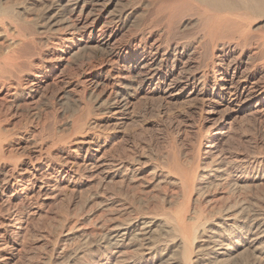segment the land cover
Wrapping results in <instances>:
<instances>
[{
    "label": "bare ground",
    "instance_id": "obj_1",
    "mask_svg": "<svg viewBox=\"0 0 264 264\" xmlns=\"http://www.w3.org/2000/svg\"><path fill=\"white\" fill-rule=\"evenodd\" d=\"M35 32L42 35L39 40ZM53 38L58 48L41 51L40 43ZM85 68L91 69V88L106 80H113L115 88L106 100L94 97L91 90L84 93L87 116L95 105L124 111L131 100L154 98L161 90L173 98L189 88L194 93L198 89L206 99H220L223 94L255 97V105L242 111L262 114L264 0H0V106L17 110L35 102L39 84L35 81L41 74L49 79L52 70L56 79L71 80ZM58 102L64 108L62 115L76 104L68 97H59ZM84 123L68 122L77 132ZM231 129L220 125L215 129L218 134L207 131L192 141L187 152L175 148L160 156L159 162L138 152L134 156L129 152L127 158L112 149L107 156L98 155L97 146L85 150L81 163L68 150L63 161L55 159L57 168L34 169L30 164L34 169L30 178L19 176L3 200L5 228L19 224L20 232L1 242L0 251L7 247L15 261L21 259L18 254L29 244L24 236L27 221L36 218L47 202L55 201L66 186L72 191L84 187L86 174L87 183L101 189L103 196L99 191L98 201L83 196L77 209L83 215L94 205L103 212L101 218L108 224L105 233L94 244L80 230L82 224H71L66 217L61 225L55 223L60 227L54 238L49 236L53 240L45 242L48 253L45 249L39 255L41 261L31 253V264H264V205L259 201V207L251 202L254 197H247L249 189L264 181V156L258 153L249 159L241 150L237 153L239 138L236 146L228 142L236 135L234 130L230 135ZM14 166L11 176L17 172ZM4 171L1 168L0 175L7 184L6 177L11 176ZM74 175L78 180H73ZM146 187H152L153 194H144ZM213 193L223 194L224 202ZM82 215V222L87 221V215ZM26 249L29 253L31 247L24 253Z\"/></svg>",
    "mask_w": 264,
    "mask_h": 264
},
{
    "label": "rangeland",
    "instance_id": "obj_2",
    "mask_svg": "<svg viewBox=\"0 0 264 264\" xmlns=\"http://www.w3.org/2000/svg\"><path fill=\"white\" fill-rule=\"evenodd\" d=\"M38 35H39L38 32H35V39H37L38 37H42V35H39V36ZM86 35L87 33H85L84 36ZM124 38L125 39L127 38L126 35H124L123 41L125 40ZM40 44L41 45L39 46V48L41 51H44L46 49H52V48L56 49V47L58 46L57 39L55 38L50 39L48 42L42 41ZM36 63H37V60H36ZM37 68H39V65H37ZM37 68H34L33 72H35L36 71L35 69ZM90 70L91 69L85 68V72L83 73L84 75L83 74H81V76L76 75L77 78L73 77L71 78V80L70 79L69 80L56 79L53 76L54 74L52 73V70H51V72L47 74L49 76V79L44 77L45 76L44 74H41L40 77L38 78V81H35L39 83L38 92L37 94H35V99H34L35 102H29L28 104L26 103V106L21 105L20 107L23 108L22 110L20 107L16 110L15 108L6 109L5 107L0 106V115H1L0 122L1 123L2 121L4 122L2 124L0 123V127H2L1 128L2 131L0 132V134L4 133L3 134L4 136L1 135V138H0L1 144H2V149L0 153L1 152L3 153V154L2 153L0 154L1 156L0 157V169L4 168L6 172L8 171L7 174L11 176L10 173H11L12 167L15 165L16 166V167L14 166L15 170L17 169L16 173L17 174L20 173L19 175H17L15 172H13L14 174L12 173L11 177H6V179L8 180L7 184H4L2 180L3 176L0 175V180H1L0 181V245L3 242L7 241L9 237L13 235V233L17 231L20 232V229H18L19 224H15L13 227L9 228V230L5 228V224H6V219H5L6 218L5 217L6 208L5 207L6 205L4 204L3 200L5 199V196L9 190L8 188H10L12 184H14L17 181L19 176L24 177L25 180L27 178H30L29 174L33 172L34 169L41 168L42 170H45L46 167L57 168L58 166H57L56 160L58 159L60 161H63L62 159L66 157V152L68 150L72 152L71 153V155L73 156L72 158H74L75 161L77 162L80 161L79 163H81V161L84 159L85 150L87 148L95 149L97 146H98V151H99L98 155L107 156V153H109L110 150L112 149V151L114 150L115 152L118 153V154L116 153L117 155H120V152H121L122 155L125 153L123 155L124 157L130 158V154L134 156L138 152L139 153V154L137 153L138 156H141L142 154H145L146 156L151 155L153 161L157 162L156 160L158 159L160 160L161 158L160 156H163L167 152H168L167 154H169V152H172L171 150L175 152V150L177 149V152L183 151V150H184L183 152H187L191 146L190 144L192 143V141L196 139L198 140V138L200 136H203L207 131H212V133H215L217 132L215 129H217V127H219L220 125L221 127H223L224 125L225 126L231 125V128L233 129H231L230 135L232 134V131L234 130L233 133L236 134L235 135L236 137L234 135H231L230 138L233 136L234 138L233 137L232 138L235 141H233L231 138L229 139L228 142L229 144H232L233 146H236V144L239 145V146H236V150L238 149L237 153H239L241 150L240 153L243 152L242 154L245 153L246 155L250 156V158L248 157L249 159H251L252 158L251 156L253 155H256L253 157H257L258 153L261 154V156L262 154L264 156V113L262 114L260 113L259 115H254V114L251 115V112L249 111H242V108H245L246 106L247 107L245 109H249L250 107L255 105V100H253V98L255 97L249 98L247 100L245 96H242L239 99L232 95L228 96L226 94H223L220 99H209V98L206 99L205 97L197 93L198 89L195 90V93H194V89L189 88L183 93H181L180 96L175 95L177 97L171 98V97H166L167 95L166 96L163 95L161 93L162 92L161 90L159 94H156L157 96L155 95L153 96L155 99L148 98L145 100L141 99V101L140 100L135 101L136 99L131 100V102L127 105L124 111H121L117 107H113L108 110H103V108H97L95 107L96 105L94 106L93 104L94 107L92 109L94 111H92L91 109L90 113L87 116L84 112V110L86 111V104H85L86 101L84 102L85 99L83 98L84 93L89 92L91 90L92 92L94 91L93 92L94 97L99 98V99L101 98V100H106L112 95L115 89L114 84H112L114 82L113 80L112 81L106 80L101 86L97 88H91L92 86L89 84V80L91 79ZM67 72L68 70H66V73ZM261 72L262 74L264 73L263 71ZM74 74H76V72ZM262 74L260 75L261 79H264V74L263 75ZM55 80L58 83H56ZM77 81H79L80 83H78ZM57 96L58 98L68 97V99L71 102L76 103L78 106L75 104V107H73L72 110H66L65 115L64 114L62 115V113H64V110H63L64 108L61 109V106L58 107V105L60 104L58 102V98H56ZM80 99H83V100L80 101ZM243 99L244 100L246 99V101L241 102ZM45 103H47L48 107L44 106L46 105ZM1 110L2 111L5 110V111L1 112ZM74 110L75 112L76 111L77 112L75 113ZM78 113H81V114H78ZM74 115L76 116L74 117ZM52 116L55 118H53ZM84 116L86 120L85 118H83ZM73 120H81L83 123L85 121L84 125L81 124L83 128L81 127L82 129L81 128L79 129L81 130L80 132L73 131L72 129H70L68 122L70 123ZM192 123H194V125ZM66 126L68 128L62 129ZM55 128H57L56 129L57 133L55 131ZM67 130L68 131L72 130V131L68 132ZM221 131L223 132L225 131V129H222ZM61 134H64L65 138L64 136H61ZM56 136L59 139L61 138V140H59ZM215 136H216L214 137L216 138L215 142H219L218 144H220V139L218 141V138H220L219 135H215ZM2 137H4L5 139H3ZM235 138H239L237 139L238 143L236 144L234 143V142H237ZM203 140L204 139L202 138L201 142ZM233 146H230V147H233ZM233 148L235 149V147ZM130 150L134 151L135 153L131 152ZM91 153L94 154V152L92 151ZM127 155H129V157ZM1 158H3V160ZM36 158H39V159L36 160ZM31 161L32 162L34 161V162L31 163ZM30 164L31 165L33 164L32 167L34 169L31 168ZM21 170L23 173L21 172ZM5 171H4V174L6 173ZM74 176L75 177L73 180L74 181L78 180L79 177H77L76 175ZM143 176L142 178H144ZM83 177L84 178L82 179L83 180L82 185L84 187H78L76 188L78 190L72 191L70 190V187L66 186L65 188L67 191L63 189L64 191H62L61 194H59V196L57 197L55 201L47 202V204H45V206L42 207V209L40 210L38 214L39 218L37 216L36 218L35 217L31 218L33 221L31 219L27 221V225L28 224L29 225L28 226L26 225L27 229L25 228L24 230L25 231L24 236L26 237L27 235L25 241H27L26 244L28 243L29 244L25 245L24 249L31 247V249H29L30 252L28 253L26 249L24 253V249H23L22 251L23 253L20 252L18 254L19 256L21 255L20 256L21 259L15 261L16 258H13L8 253L9 251H7V247H4V249L2 250L3 252L0 251V264H14V263L15 264H29V263L31 264L32 261L29 258L31 253L33 254L37 253L38 256L42 254L43 256V253L45 254L44 252L45 249H46L45 250L46 253H48L47 251H49V247H43V246L46 245L45 242L47 243V241H50L51 239L53 240L54 238L53 236L56 235V233L59 230L60 226L58 227V225H61L62 223L60 222H64L66 217H67L66 218L67 222L74 223L75 221L76 222L75 225L82 224L80 225V230L84 232L85 234L89 235V237H92L93 238L92 241H95L94 244H98L97 241L99 237L103 233H105L106 227L108 225L107 223L104 224L105 217L103 216L101 218L102 216L101 213L103 212H101L99 209H97V207L93 205L89 209L90 212L82 215L81 213H79L78 211L79 209H77V207L81 205L80 204L81 199H82L81 197L84 196L83 198H90L93 196V199H94L93 201L95 200L98 201L103 196L102 195L103 192L101 189L99 190L96 187H94V185H91L92 184L91 182H88L89 184L87 183V181H90V179L86 178V174ZM262 182L255 186V188L258 189V191L254 189V187L249 189L250 191H247L249 193L254 189L253 194H251L252 192L249 193L251 195L247 193V197L251 196L248 199H251L252 197H254L252 198L253 200L251 199V202L255 201L254 203L255 204L258 203L256 204L258 206L262 202L263 203L261 205L262 206L264 205V181ZM86 187L89 189H87ZM92 187L95 188V190ZM153 190L154 189L152 187L151 188L146 187L144 189L145 191L144 194L151 195L153 194ZM94 191L97 193V196H95L96 194ZM98 193L100 194V198L98 197L99 196ZM256 193L257 194L260 193L259 194L260 197L259 196L257 197ZM63 194H65V197ZM212 195L213 196L215 195L214 196L215 198L217 196L221 197V198H216L217 201L222 200L221 202L222 203L224 202L225 197L223 194L213 193ZM253 195H256V199H255V196ZM261 196L263 197L262 200L259 199L261 198ZM78 200L80 201L79 203L80 205L79 204L77 205V203L79 202ZM93 201L91 199V202ZM76 210L78 212H76ZM59 213L61 214L59 215ZM67 213H68V216L66 215ZM76 213L78 215H76ZM81 215L82 216L87 215L86 217L88 220L82 222L83 218L81 217ZM48 218H50V220H48ZM79 220L81 221V223H77L79 222ZM57 221L59 222V224ZM55 223H57L58 225ZM102 223H103V226H101ZM46 224L49 225L50 227L49 226L46 227L47 226ZM54 229L56 230V232L54 231ZM48 230H51V232H53L54 234L49 233L50 231ZM31 235L33 236V239L35 240H32ZM49 236L53 238H50ZM46 237L50 239H47ZM40 244L41 246H39ZM39 247L41 248V251L37 250L39 249ZM0 248H3V247L0 246ZM31 250H33V252H31ZM19 256H17V258ZM26 258H27V261H26ZM41 258L43 257L39 256L40 261H41ZM33 263H36V262H33Z\"/></svg>",
    "mask_w": 264,
    "mask_h": 264
}]
</instances>
